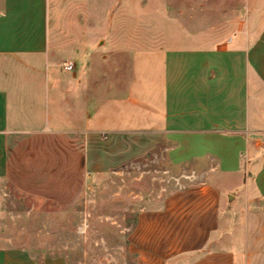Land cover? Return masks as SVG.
Returning a JSON list of instances; mask_svg holds the SVG:
<instances>
[{
	"label": "crops",
	"instance_id": "crops-1",
	"mask_svg": "<svg viewBox=\"0 0 264 264\" xmlns=\"http://www.w3.org/2000/svg\"><path fill=\"white\" fill-rule=\"evenodd\" d=\"M46 6L0 0V57L21 61L26 91L42 80L49 102L55 78L39 77L48 59ZM89 69L57 81V109H42L39 130L20 119L34 110H19L0 88V180L65 211L87 180L152 152L187 171L172 176L175 189L127 195L135 217L122 264H264V15L220 47L144 53L131 79L99 83ZM181 178L194 183L180 187ZM0 264L72 263L6 247Z\"/></svg>",
	"mask_w": 264,
	"mask_h": 264
},
{
	"label": "rangeland",
	"instance_id": "rangeland-1",
	"mask_svg": "<svg viewBox=\"0 0 264 264\" xmlns=\"http://www.w3.org/2000/svg\"><path fill=\"white\" fill-rule=\"evenodd\" d=\"M46 7L48 59L42 61L39 77L55 78L50 101L43 99L42 80L33 81L34 92L26 91V70L19 59L0 57V88L19 110L35 112L20 118L29 130L44 127L41 111L48 103L57 109V81H69L71 73L89 72L92 66V78L99 83L122 73L131 79L144 53L220 47L245 31L250 18L264 15V0H47ZM65 62L73 64L71 72L63 70ZM186 171L151 152L137 164L87 180L81 197L65 211L0 180V248L65 255L72 264H122L123 237L135 217L127 195L175 189L179 182L172 176ZM188 182L194 183L181 178L180 187ZM35 184L41 189L42 182Z\"/></svg>",
	"mask_w": 264,
	"mask_h": 264
},
{
	"label": "built area",
	"instance_id": "built-area-1",
	"mask_svg": "<svg viewBox=\"0 0 264 264\" xmlns=\"http://www.w3.org/2000/svg\"><path fill=\"white\" fill-rule=\"evenodd\" d=\"M63 70L66 72H71L73 70V64L71 62H65L62 65Z\"/></svg>",
	"mask_w": 264,
	"mask_h": 264
}]
</instances>
